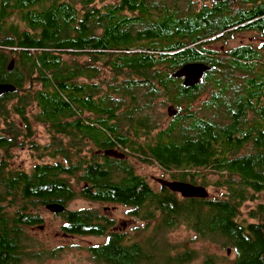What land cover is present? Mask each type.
<instances>
[{
	"label": "trees",
	"instance_id": "16d2710c",
	"mask_svg": "<svg viewBox=\"0 0 264 264\" xmlns=\"http://www.w3.org/2000/svg\"><path fill=\"white\" fill-rule=\"evenodd\" d=\"M33 1L38 8H21L26 25L17 30L14 68L0 62V83L16 88L0 96V264L38 258L28 229L42 225L41 207L67 208L77 197L71 178L87 184L82 198L126 205L146 222L144 241L132 242L110 231L114 221L96 210L60 213L63 233L105 237L88 247L95 264H264V45L222 54L209 47L234 33H263L264 0H239L238 8L230 0ZM194 63L211 69L186 88L174 74ZM207 87L204 111L222 108V121L192 110ZM158 98L179 110L164 129L152 114ZM144 125L150 136L158 130L150 143ZM119 146L162 165L174 181L206 188L214 174L210 186L223 191L207 199L179 198L165 186L156 191L132 163L94 152ZM15 148L37 163L13 167ZM249 202L255 206L244 212ZM180 225L201 243L178 251L168 233ZM198 244L231 247L235 258L212 251L202 258Z\"/></svg>",
	"mask_w": 264,
	"mask_h": 264
},
{
	"label": "rangeland",
	"instance_id": "374dc122",
	"mask_svg": "<svg viewBox=\"0 0 264 264\" xmlns=\"http://www.w3.org/2000/svg\"><path fill=\"white\" fill-rule=\"evenodd\" d=\"M237 2H239V0L232 2V7L238 8ZM212 4V2H209V5ZM233 37L234 38L230 39L227 44L217 42L209 45V47L222 54L225 53L227 49H232L241 45H251L257 48V50H261L260 47L264 45L262 44L264 43V32H259V35L253 33L252 31L239 32L234 33ZM256 39L259 40L255 41ZM66 60L70 59L66 57ZM78 61L79 63H82L85 61V59H78ZM232 76L233 74L231 72H227L225 75V77L229 79L232 78ZM211 91V88L207 87L206 91L201 93V95L197 97L192 104V110L196 111L199 116H202L205 113L206 118L214 117L217 121H222L224 117V110L222 108L217 111L211 109L204 111L205 102L209 98ZM165 102L166 105H164ZM168 105L171 104L165 101L164 98H158L155 100V107L152 114L157 119L160 129L166 128L170 122ZM183 107L186 108L184 105ZM140 117L143 118L144 116L140 115ZM36 130L38 135L37 141L39 143H45L47 141V137L44 128L36 126ZM156 132H158V130L154 131L152 135L156 134ZM246 151L247 150L245 149L241 153H245ZM11 152L14 154V159L10 161L13 167H22L25 170H28L32 167V165L37 163L35 157L28 150L15 148ZM130 153L131 148H129L128 153L130 156L129 163L133 164L139 174L145 175L147 177L152 187L156 191L161 189V179L170 180L171 173L162 170L157 165V163H145L142 161V156L140 153L133 155L134 157H131ZM45 161H49L48 158H45ZM216 179V175L211 173L208 174L209 187H206V190L209 192L210 197H214V195L218 196L220 191H223L216 189L213 185L210 186L211 182L215 181ZM156 180H158V182ZM70 181L77 189V197L67 205L66 210H96L114 221L110 231H122L127 234L128 238L132 242L144 241L147 235L145 230L146 222L144 220L131 216L129 214V209L122 205L107 204L103 206L82 198L79 195V190L82 189L81 187L83 185L82 182H79L77 178H71ZM178 197L180 198V196ZM262 199L264 201V195L262 196ZM254 206L255 205L253 203H247L244 208V212H247ZM40 214L43 216L42 225L28 229L29 236L33 239L31 246L32 252H34L36 257H38L37 259L33 257L30 264H95L90 253L88 252V247H93L95 245L104 243L106 240L105 237L77 236L63 233L62 226L64 219L60 214H54L46 207L40 208ZM153 224L154 223H152L151 226ZM196 240L197 236L195 233L184 225L177 226L176 229H172L168 233V241L174 246H178V251H183V245H186L188 248H193ZM196 243L201 242L197 241ZM195 247L201 251L202 258L204 254L209 251L215 252L221 257H227L229 261H232L235 258V253L231 247L220 248L214 244H198ZM228 250H230V252H228Z\"/></svg>",
	"mask_w": 264,
	"mask_h": 264
},
{
	"label": "flooded vegetation",
	"instance_id": "af4514ba",
	"mask_svg": "<svg viewBox=\"0 0 264 264\" xmlns=\"http://www.w3.org/2000/svg\"><path fill=\"white\" fill-rule=\"evenodd\" d=\"M230 1H231V4H232V2H234V0H230ZM20 2H21V4H20ZM33 2H34L33 0H0V62H1V60H3V58L8 59L10 62L16 61L17 56H18V48L16 47V45L20 43V40H19L20 31H17V30H18L19 26L22 28L24 27L23 24H25V23L24 22H23V24L21 23V21H22L21 18H23L26 14L21 8H38L39 7L38 4L33 5V7H31V4H33ZM46 2L49 5L50 0H46ZM25 4H27V5H25ZM252 32L259 35L258 31H252ZM258 40L259 39H256L255 41H258ZM262 44H264V43H262ZM10 62H9V64H10ZM200 95H201V93L196 94L194 97V101ZM209 98H210V96H209ZM209 98L206 100V102L209 100ZM164 105H166V102L164 103ZM168 106H169V108H171V107L174 108L173 113H175V114L173 116L169 115L170 121H171V119L174 118L179 113V110L175 105L171 104ZM144 113H146V112H144ZM168 114H169V109H168ZM197 116L198 117H206L203 115L199 116L198 114H197ZM130 130H131V128H130ZM140 130H141V132L144 133L142 138L145 137L144 141H146L148 143H150V142L147 140V138L153 137L157 134V132H156V134H154V135H151V136L148 135L151 133L148 132L147 126H145V125ZM153 145L155 146V144H153ZM109 150L114 151L118 155H116V156L107 155L106 151H109ZM94 152L98 157H100V159H104L107 162L116 161V162L129 163V161H130V156L128 155L129 148H126V147L123 148L122 146H119L118 148H114V149H112V148L98 149L97 147H94ZM157 165L162 170H164L165 172L168 171V170L164 169V167L162 165H160V164H157ZM135 172L137 175H139V176L143 177L145 180H147V182L151 185V183L149 182V180L147 179V177L145 175L139 174L137 171H135ZM156 181L158 182V180H156ZM110 182H115V181L111 180ZM169 182H174V180H172V179H170V180L161 179L160 180V188L162 189V187L165 186V183H169ZM180 182H183V181H180ZM183 183L192 184V185H195L198 187H202L200 185L193 184V183L187 182V181H185ZM84 186L86 187L87 184L83 183L81 188H84ZM176 194L180 197H183L179 193H176ZM112 199H115V198L112 197ZM91 202L97 203V204H100L103 206L107 205V204H117V203H113V202H99V201H91ZM118 205H122V204H118ZM122 206L126 207V205H122Z\"/></svg>",
	"mask_w": 264,
	"mask_h": 264
},
{
	"label": "water",
	"instance_id": "95a60500",
	"mask_svg": "<svg viewBox=\"0 0 264 264\" xmlns=\"http://www.w3.org/2000/svg\"><path fill=\"white\" fill-rule=\"evenodd\" d=\"M15 62L11 61L8 69L12 70L14 68ZM210 66H207L203 63H194L188 64L181 68L178 72L174 74L175 78L183 79V84L186 88H191L200 84L205 74L210 71ZM16 88L13 85L2 84L0 83V96L15 92ZM174 108H169V115L173 116ZM107 155L116 156L114 151H106ZM165 186L172 192L181 194L184 198H198V199H207L209 193L204 187H198L192 184H186L180 181H174L165 183ZM48 210L54 214L63 213L66 210V207L61 204H49L46 206ZM230 252V250H228Z\"/></svg>",
	"mask_w": 264,
	"mask_h": 264
}]
</instances>
